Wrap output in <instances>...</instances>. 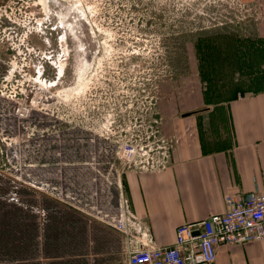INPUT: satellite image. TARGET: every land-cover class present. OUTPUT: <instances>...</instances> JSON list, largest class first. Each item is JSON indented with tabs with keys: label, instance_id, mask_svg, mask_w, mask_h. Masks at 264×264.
<instances>
[{
	"label": "rangeland",
	"instance_id": "1",
	"mask_svg": "<svg viewBox=\"0 0 264 264\" xmlns=\"http://www.w3.org/2000/svg\"><path fill=\"white\" fill-rule=\"evenodd\" d=\"M0 2L10 5L15 21L0 27V89L17 99L28 91L38 106L19 119L14 100L0 94V143L10 148L3 173L21 181H0V193L9 188L13 219L27 236L35 216L16 209L42 197V163L55 162L56 150L70 157L71 147L90 149V136L103 150L100 135L113 131L143 138L153 131L151 146L159 149L181 111L215 108L264 86V41L250 36V27L235 26L232 20L241 15L235 0ZM74 133L85 135L83 142L55 139ZM113 149L103 151L112 155ZM113 159L119 167L115 153ZM15 253L0 261L42 264L28 260L27 249ZM71 256L64 254L65 264Z\"/></svg>",
	"mask_w": 264,
	"mask_h": 264
},
{
	"label": "crops",
	"instance_id": "2",
	"mask_svg": "<svg viewBox=\"0 0 264 264\" xmlns=\"http://www.w3.org/2000/svg\"><path fill=\"white\" fill-rule=\"evenodd\" d=\"M235 4L241 8V15L232 20L235 26L250 27L249 35L264 41V0ZM172 122L171 155L163 169L117 167L115 145L100 134L106 145L103 150L113 145L112 155L100 149L98 137L90 136L92 148L71 147L70 158L63 156L66 151L61 148L56 150L55 162L42 163V197L35 196L36 206L22 204L16 209L36 215L39 235L34 247L42 251L36 261L65 264L64 254L69 252L71 264H129L128 250L134 245H173L178 226L226 212L227 195L264 193V86L215 108L183 110ZM59 136L55 139H70L69 145L85 137ZM9 149L0 143V181L8 184L2 175L10 162L4 155ZM88 154L91 158L85 159ZM9 191L0 193V202L5 201L0 230L4 222L9 220L7 227H11L13 218H18ZM124 219L127 234L114 227ZM29 243L10 238L0 249L15 253L30 249ZM44 249L55 251L54 256ZM213 264H264V240L220 245Z\"/></svg>",
	"mask_w": 264,
	"mask_h": 264
},
{
	"label": "built area",
	"instance_id": "3",
	"mask_svg": "<svg viewBox=\"0 0 264 264\" xmlns=\"http://www.w3.org/2000/svg\"><path fill=\"white\" fill-rule=\"evenodd\" d=\"M237 1L243 3V0H235ZM5 80L9 83L12 79L6 77ZM0 94L14 100L12 113L19 119H26L38 107L29 99L28 91L23 93L24 97L21 96V99L5 95L2 89ZM125 132L101 134L115 145L116 158L121 166L133 164L145 170L165 168L171 155V139L163 140L164 144L156 149L151 146L153 142L150 141L153 131L146 138ZM13 143L14 139L9 144ZM226 205L227 210L224 213L178 226L173 245H134L128 250L129 264H213L220 245L264 240V193L255 190L227 195ZM114 227L123 233H129L125 219L114 223Z\"/></svg>",
	"mask_w": 264,
	"mask_h": 264
},
{
	"label": "trees",
	"instance_id": "4",
	"mask_svg": "<svg viewBox=\"0 0 264 264\" xmlns=\"http://www.w3.org/2000/svg\"><path fill=\"white\" fill-rule=\"evenodd\" d=\"M207 58L208 59L206 61H210V58L209 57H207ZM205 75L207 76V73H205ZM6 180L9 181V185L10 186H15L18 183H20L19 181L15 180L13 178H6ZM12 180H14V181H12ZM23 186H27V187H24V189L27 190L26 188H28V184L24 183ZM28 194H30V193H28ZM28 202H30V205H31V203H33L31 206H36L37 205V199H34L32 201H28ZM31 209H34V208H31ZM73 210H75V209L73 208ZM33 216H35L34 219H36V215L33 214ZM8 221L9 220L4 222V227H1V228H4V230H0V246L1 245L7 246V240L10 239V238H18V239H21V240L30 241L29 244L31 245V248L28 249V251H31L32 253L28 256L27 259L28 260L29 259L38 260V257H39V255L42 254V251H40V249L38 247L37 248L34 247V246H36V242H37V241H35V239L38 238V235H39L38 234L39 233L38 224L36 223V220L29 225L30 230H29L28 236H29L30 239H28V240H27L26 235L24 234V232L21 230V229H24V228H22L20 225H18L16 223H14L13 226H11V227H7ZM54 252H52L51 250L44 249V253L47 254L50 257L54 256ZM11 254H12V252L9 249H7L5 251H2L0 249V255H9V256H11V258L14 259V256H15L16 253L14 255H11ZM25 263H27V262H25Z\"/></svg>",
	"mask_w": 264,
	"mask_h": 264
},
{
	"label": "flooded vegetation",
	"instance_id": "5",
	"mask_svg": "<svg viewBox=\"0 0 264 264\" xmlns=\"http://www.w3.org/2000/svg\"><path fill=\"white\" fill-rule=\"evenodd\" d=\"M9 8H11L9 4H7V3L3 4L2 2H0V10L3 9V11L1 12V15H5V19L4 20L0 19L1 20L0 21V27H2L4 24L15 22V21H12L14 19L10 15L11 13H9V11H8ZM6 19H7V22H6ZM10 20H11V22H10ZM12 26L13 25H10L8 28H12ZM118 116H120V115H118ZM117 120H119V118H116V119L114 118V122H117Z\"/></svg>",
	"mask_w": 264,
	"mask_h": 264
},
{
	"label": "water",
	"instance_id": "6",
	"mask_svg": "<svg viewBox=\"0 0 264 264\" xmlns=\"http://www.w3.org/2000/svg\"><path fill=\"white\" fill-rule=\"evenodd\" d=\"M188 114H190V113H188Z\"/></svg>",
	"mask_w": 264,
	"mask_h": 264
}]
</instances>
